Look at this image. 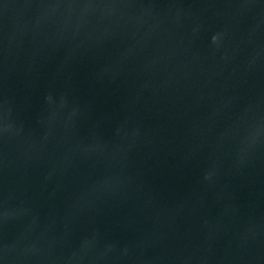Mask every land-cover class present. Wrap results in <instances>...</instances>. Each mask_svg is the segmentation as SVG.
I'll use <instances>...</instances> for the list:
<instances>
[{"label":"water","instance_id":"water-1","mask_svg":"<svg viewBox=\"0 0 264 264\" xmlns=\"http://www.w3.org/2000/svg\"><path fill=\"white\" fill-rule=\"evenodd\" d=\"M0 264H264V0H0Z\"/></svg>","mask_w":264,"mask_h":264}]
</instances>
